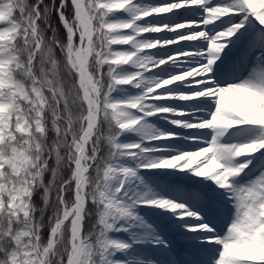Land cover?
<instances>
[{
	"label": "snow or ice",
	"instance_id": "obj_1",
	"mask_svg": "<svg viewBox=\"0 0 264 264\" xmlns=\"http://www.w3.org/2000/svg\"><path fill=\"white\" fill-rule=\"evenodd\" d=\"M0 264H264V0H0Z\"/></svg>",
	"mask_w": 264,
	"mask_h": 264
},
{
	"label": "trees",
	"instance_id": "obj_2",
	"mask_svg": "<svg viewBox=\"0 0 264 264\" xmlns=\"http://www.w3.org/2000/svg\"><path fill=\"white\" fill-rule=\"evenodd\" d=\"M60 33L63 34V28H60ZM35 202L37 204V206H41L42 207V196L40 194H37L35 196ZM47 219V216L45 217V220ZM93 223V221H89L86 226H85V231H88L89 228L91 227V224ZM45 238L46 236L43 235Z\"/></svg>",
	"mask_w": 264,
	"mask_h": 264
},
{
	"label": "bare ground",
	"instance_id": "obj_3",
	"mask_svg": "<svg viewBox=\"0 0 264 264\" xmlns=\"http://www.w3.org/2000/svg\"><path fill=\"white\" fill-rule=\"evenodd\" d=\"M145 2H160V0H145ZM173 47H174V46H173ZM153 51H155V50H153ZM177 181H179V182L184 181V182L187 183V184H191V183L189 182V179H186L184 176H181L180 179H178ZM157 211L160 212V211H163V210H157ZM149 215L154 216V215H156V214H155V213H152V214H149Z\"/></svg>",
	"mask_w": 264,
	"mask_h": 264
},
{
	"label": "rangeland",
	"instance_id": "obj_4",
	"mask_svg": "<svg viewBox=\"0 0 264 264\" xmlns=\"http://www.w3.org/2000/svg\"><path fill=\"white\" fill-rule=\"evenodd\" d=\"M180 177V176H179ZM179 177H176V179H178ZM194 180V179H193Z\"/></svg>",
	"mask_w": 264,
	"mask_h": 264
}]
</instances>
